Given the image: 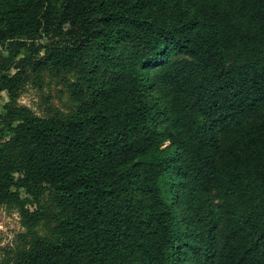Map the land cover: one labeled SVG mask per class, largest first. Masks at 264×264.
<instances>
[{"label": "trees", "instance_id": "obj_1", "mask_svg": "<svg viewBox=\"0 0 264 264\" xmlns=\"http://www.w3.org/2000/svg\"><path fill=\"white\" fill-rule=\"evenodd\" d=\"M2 92L0 264H264V0H0Z\"/></svg>", "mask_w": 264, "mask_h": 264}, {"label": "rangeland", "instance_id": "obj_2", "mask_svg": "<svg viewBox=\"0 0 264 264\" xmlns=\"http://www.w3.org/2000/svg\"><path fill=\"white\" fill-rule=\"evenodd\" d=\"M71 75L55 74L47 71L40 76H33L26 90L20 97V103L28 105L39 115L69 114L74 107L67 88ZM6 92L0 94V105L7 101ZM51 222L45 221L41 229L46 232ZM22 229L20 215L13 205L0 204V259L3 248L12 245Z\"/></svg>", "mask_w": 264, "mask_h": 264}]
</instances>
